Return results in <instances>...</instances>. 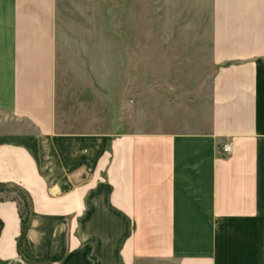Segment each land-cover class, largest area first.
Segmentation results:
<instances>
[{
	"label": "crops",
	"instance_id": "obj_1",
	"mask_svg": "<svg viewBox=\"0 0 264 264\" xmlns=\"http://www.w3.org/2000/svg\"><path fill=\"white\" fill-rule=\"evenodd\" d=\"M74 4L0 0V264H22V196L40 264H218L221 231H256L264 255V44L215 35L207 88L164 100L161 127L75 128L61 123L58 74L88 72L76 58L103 56L105 35ZM236 56L250 59L218 67Z\"/></svg>",
	"mask_w": 264,
	"mask_h": 264
},
{
	"label": "rangeland",
	"instance_id": "obj_2",
	"mask_svg": "<svg viewBox=\"0 0 264 264\" xmlns=\"http://www.w3.org/2000/svg\"><path fill=\"white\" fill-rule=\"evenodd\" d=\"M63 1L75 2L69 13L76 20H89L84 29L88 25L90 33L105 35L103 56L76 58L75 64H85L88 72L79 67L73 73L58 74V100L63 102L58 107L63 116L60 122L72 123L75 128L111 132L127 129L131 121L138 129H145L146 124L161 127L164 100L171 98L174 105H170L177 108L179 102L184 106L201 97L207 88L213 74L211 45L215 35L234 40L233 49L237 50L247 45L248 36L254 35V42L264 44V37L257 39V34L264 33V0ZM79 30L75 24L74 31ZM249 59L236 56L218 67ZM179 97L183 101L178 102ZM132 99L137 102L134 120L129 110ZM226 146L230 147L223 145L224 151ZM210 235L217 247L218 264H243V256L244 264H253L258 253L264 257L262 249L251 247L252 239L257 244L256 231Z\"/></svg>",
	"mask_w": 264,
	"mask_h": 264
},
{
	"label": "trees",
	"instance_id": "obj_3",
	"mask_svg": "<svg viewBox=\"0 0 264 264\" xmlns=\"http://www.w3.org/2000/svg\"><path fill=\"white\" fill-rule=\"evenodd\" d=\"M24 197V196H23ZM23 202L21 204V209H20V234L19 237L17 238V251L18 255L20 258L23 259V261L27 262L28 264H40L37 259H35L32 254L30 253L26 241V232L29 227V221H30V204L28 203L27 199L24 197L22 199Z\"/></svg>",
	"mask_w": 264,
	"mask_h": 264
},
{
	"label": "water",
	"instance_id": "obj_4",
	"mask_svg": "<svg viewBox=\"0 0 264 264\" xmlns=\"http://www.w3.org/2000/svg\"><path fill=\"white\" fill-rule=\"evenodd\" d=\"M16 259L19 260V261H21L22 264H27V263H26L25 261H23L22 258H20V257H17Z\"/></svg>",
	"mask_w": 264,
	"mask_h": 264
},
{
	"label": "built area",
	"instance_id": "obj_5",
	"mask_svg": "<svg viewBox=\"0 0 264 264\" xmlns=\"http://www.w3.org/2000/svg\"><path fill=\"white\" fill-rule=\"evenodd\" d=\"M225 150H226V151H229V150H230V147H229V146H226V147H225Z\"/></svg>",
	"mask_w": 264,
	"mask_h": 264
}]
</instances>
